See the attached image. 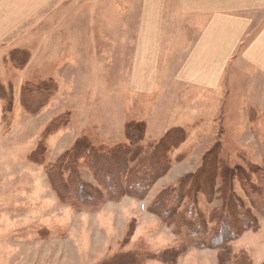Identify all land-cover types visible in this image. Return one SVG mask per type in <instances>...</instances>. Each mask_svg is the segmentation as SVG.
I'll list each match as a JSON object with an SVG mask.
<instances>
[{
    "label": "rangeland",
    "instance_id": "obj_1",
    "mask_svg": "<svg viewBox=\"0 0 264 264\" xmlns=\"http://www.w3.org/2000/svg\"><path fill=\"white\" fill-rule=\"evenodd\" d=\"M86 1L58 0L55 16L53 4L47 5L31 19L35 31L23 32L25 24L0 43V84L12 92L5 112L0 100V264H116L120 255L134 257L129 262L118 258L120 264H163L162 258L172 264L169 252L175 249H185L175 264H264V215L252 207L241 185L242 177L257 183L252 174L264 165V70L231 68L219 89L203 91L172 83L167 66L152 77L155 91H135L131 53H105L112 39L104 38L118 24L116 11L131 9L129 25L134 26L133 0H118L131 3L121 8L114 0ZM173 8L167 0L159 55L165 66L171 64L169 50L194 34L184 30L185 39L180 31L177 35L178 28L168 22ZM54 25L63 31L72 27L73 43L65 53L50 52ZM49 81L57 90L43 106L38 109L35 95L27 98L28 110L22 107L25 85ZM152 81L137 79L135 88ZM54 119L58 125L53 128ZM179 123L187 127L184 135L172 129ZM84 138L112 158L119 150L129 160L126 174L119 173L121 164L114 165L109 179L94 162L76 164L80 180L101 195L90 205L77 200L74 184L69 191L61 189L62 199L48 175V167ZM151 165L167 170L145 195L128 191L130 174L150 176ZM63 174L68 178L69 170ZM186 177L189 181L179 185ZM118 180L115 193L104 183L112 186ZM230 190L258 226L232 240L228 253L185 245L178 219L163 215V209L177 206L181 213L195 205L209 221L212 213L225 209ZM178 191L182 196L176 203L169 196Z\"/></svg>",
    "mask_w": 264,
    "mask_h": 264
},
{
    "label": "crops",
    "instance_id": "obj_2",
    "mask_svg": "<svg viewBox=\"0 0 264 264\" xmlns=\"http://www.w3.org/2000/svg\"><path fill=\"white\" fill-rule=\"evenodd\" d=\"M57 1L0 0V43L17 33L25 24L23 32L30 34L35 31L36 22H32V18L51 4L54 15L58 7ZM93 1L95 0L86 2ZM166 1L136 0L135 3L133 0L134 26L129 25L131 9L119 10L115 12L117 26L104 36L112 39V49L105 53H131L130 68L133 78H130V85L133 90L150 91L152 88L155 91L156 83L155 79L152 81V77L157 69L167 66L171 68L172 83L203 91L219 89L223 75L231 68L264 70V0H172L174 8L170 13L174 18L168 21L169 24L177 27L175 32L178 35L180 31L179 35L184 39V30L194 34L188 43L182 40L181 45L178 44L180 46L169 50L172 52L171 64L165 66V60L161 63L159 55L162 54L160 40ZM114 2L118 8L131 4L118 0ZM86 15H82V20H87ZM167 19L165 17V21ZM61 27L62 25H54L51 30V34H54L51 53H65L73 43L72 27L68 26L70 29L65 31L60 30ZM80 45L86 47L83 37ZM90 47L89 44L88 51ZM122 47H129V50L122 51ZM9 48L6 50L8 53ZM96 49L101 53L98 44ZM149 77L152 81L150 84L135 88V80ZM173 126L179 127L184 135L186 126L180 123Z\"/></svg>",
    "mask_w": 264,
    "mask_h": 264
},
{
    "label": "trees",
    "instance_id": "obj_3",
    "mask_svg": "<svg viewBox=\"0 0 264 264\" xmlns=\"http://www.w3.org/2000/svg\"><path fill=\"white\" fill-rule=\"evenodd\" d=\"M24 64V62L22 63ZM41 84V85H40ZM36 84L39 86L31 87L30 85H25L24 89L20 95L21 100L23 102L22 107H24L26 110H28V100L27 98L30 96L37 95V99L40 102L38 105L39 107L43 106L44 103H46L50 97L53 96V94L57 90V84L54 83V81L44 82ZM10 88V87H9ZM8 87L0 84V100L2 99L5 101L4 105V112L6 108L10 107L12 103V92ZM4 93V94H2ZM6 94V95H5ZM36 111V110H35ZM33 111V112H35ZM55 120V119H54ZM50 126L54 128V126L57 127L58 120L50 121ZM173 130H177L182 135V131L179 129V127H173ZM130 135V134H129ZM183 138V137H182ZM181 138V139H182ZM133 140V138H131ZM129 147H125L126 149L130 150L131 145H127ZM127 153H131L130 151H127ZM135 158L137 157V152L135 151ZM131 156V155H130ZM86 159V161L94 162L97 166H100L102 170L106 171L105 173H102L104 177L107 179L108 176L111 174V167L114 165H120L122 166V170L118 168L119 173H127V171L124 169L129 160L124 157L121 153H119V150H115L114 157L112 158L108 152H103L96 150L90 145V142L84 138L80 141H78L70 151L66 152L63 156H61L58 161L54 164L48 167L49 170V180L52 183L54 189L59 193L62 199H65L64 195L62 194L61 189L69 191L71 185H75V195L79 202L85 203L86 205H90L92 203H96L99 199V190L93 188L91 189V185L87 182H84L80 180L79 175L76 171V164L80 161ZM150 163H148L145 166H140V168H144L148 166ZM124 165V166H123ZM153 168V165H151ZM156 169H151L153 171V174L150 176H144L140 175L137 177V175L140 173L139 171L136 172L135 175L130 174L131 180L129 181V187L127 188L128 191H131L135 194H138L140 196H143L148 191L151 184L154 183L155 180H157L158 177H160L162 174L165 173L167 170V167L165 166L164 171H159V165L155 166ZM108 168V170H106ZM61 169L63 171L69 170V176L68 178H64L63 171L61 172ZM124 169V170H123ZM100 170L98 167V170L93 173L95 177L100 175ZM57 176V181L54 179L55 175ZM255 176V180H257L256 186H253V184L246 180L244 177L241 178V185L243 188V192L245 194V197L248 201H251L253 203V208H256L260 211L262 215H264V165L261 167L259 166L256 171L252 174ZM190 178H192L191 175H189ZM76 181V183L74 182ZM188 178H183L181 180L180 184H183L184 182H188ZM206 181H210L209 178L206 179ZM104 182V181H103ZM113 183L110 186L109 182L105 183L107 189L111 190V192L115 193L118 191V188L120 186V181H112ZM179 190V189H177ZM95 192V193H94ZM181 192L178 191L174 194V196H169L171 199H175L176 203L178 202L179 198L182 196L180 194ZM101 197V195H100ZM111 199H116V197H110ZM164 200V197H163ZM225 209L224 210H218L212 213L210 216L209 221L205 220L203 218V214L199 209L195 207V205H189V207L181 213H178L179 210L177 209V206H174L171 210H165L163 209V215L166 219H172L177 218L179 221V225L181 229L183 230L185 234V238L187 239V243L184 244L187 246H195L198 248H209V249H217L219 253H228L229 243L232 240L237 239L242 233L249 229H255L257 228V219L255 216L252 215L249 209L245 208L243 201L239 197L235 195L233 190H230L225 197V203H224ZM178 210V212H177ZM176 224V222H174ZM186 246V247H187ZM230 249V248H229ZM171 250L169 253L171 254V260L170 262L172 264H175V261L178 259V257L185 251V249H182L180 251ZM232 256V255H231ZM118 258H121L122 261L129 262L134 259V257L131 256H119L115 259L116 264H120L121 261H116ZM163 264H169V262L165 261V258L161 259ZM99 264H109L107 261H102Z\"/></svg>",
    "mask_w": 264,
    "mask_h": 264
}]
</instances>
